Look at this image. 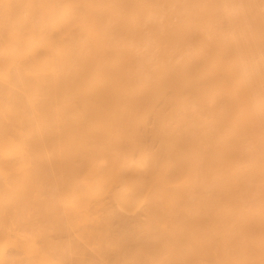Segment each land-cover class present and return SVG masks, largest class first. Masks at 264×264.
<instances>
[{"label":"bare ground","instance_id":"1","mask_svg":"<svg viewBox=\"0 0 264 264\" xmlns=\"http://www.w3.org/2000/svg\"><path fill=\"white\" fill-rule=\"evenodd\" d=\"M0 264H264V0H0Z\"/></svg>","mask_w":264,"mask_h":264}]
</instances>
